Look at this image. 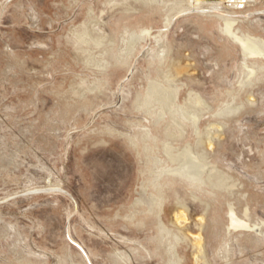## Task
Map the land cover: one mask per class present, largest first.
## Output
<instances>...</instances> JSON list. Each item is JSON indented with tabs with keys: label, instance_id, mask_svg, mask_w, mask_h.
Wrapping results in <instances>:
<instances>
[{
	"label": "rangeland",
	"instance_id": "1",
	"mask_svg": "<svg viewBox=\"0 0 264 264\" xmlns=\"http://www.w3.org/2000/svg\"><path fill=\"white\" fill-rule=\"evenodd\" d=\"M243 2L0 0V264H264V58L223 30L264 44ZM166 145L206 169L168 174Z\"/></svg>",
	"mask_w": 264,
	"mask_h": 264
},
{
	"label": "bare ground",
	"instance_id": "2",
	"mask_svg": "<svg viewBox=\"0 0 264 264\" xmlns=\"http://www.w3.org/2000/svg\"><path fill=\"white\" fill-rule=\"evenodd\" d=\"M244 0H226V2L230 5H238V4H241V3H244L243 2ZM190 5L192 6H196L197 4L195 3V0H190ZM189 5V6H190ZM213 7H218L217 5H212ZM183 9V8H182ZM181 9V10H182ZM184 10V9H183ZM218 10V9H217ZM179 11V10H178ZM181 13V12H180ZM220 15V14H219ZM224 19V32L225 34L229 35L232 37L233 40H235L240 48H241V51L243 53V55H255V56H262L264 58V44H261L260 41L258 40L257 37L255 36H251L249 34H240L236 29L232 28V25H233V22L234 20L233 19H230V18H223ZM162 31V30H161ZM143 32V31H142ZM140 32V33H142ZM146 34L149 33L148 30L144 31ZM133 36V35H132ZM131 36V37H132ZM131 39V38H130ZM136 40V39H135ZM135 40H132L127 43H129V46L132 45L133 41ZM127 41V40H126ZM134 44V43H133ZM128 47V46H127ZM132 48V47H131ZM253 69V68H252ZM250 70V69H249ZM251 71V70H250ZM249 71V72H250ZM254 71V70H253ZM248 72V74H249ZM252 72V71H251ZM156 83V82H155ZM160 83V82H159ZM162 84V83H161ZM168 86V85H167ZM152 85L149 87V91H152ZM155 88V87H154ZM165 88V87H164ZM170 88V87H169ZM168 88V89H169ZM158 89V88H157ZM163 89V88H162ZM161 89V90H162ZM159 90V89H158ZM166 90V89H165ZM170 90V89H169ZM168 91V90H167ZM171 92V90H170ZM162 93V92H161ZM166 93V92H164ZM162 95V94H161ZM167 95V94H166ZM164 95V96H166ZM163 96V97H164ZM170 96V95H168ZM167 97V96H166ZM165 97V98H166ZM163 99V98H162ZM167 99V98H166ZM163 102H165V100ZM199 100V98H198ZM195 101V100H194ZM191 102V101H190ZM199 105V104H198ZM160 107V106H159ZM235 108V107H234ZM191 109V108H190ZM159 111V110H158ZM192 114H191V119H192V122L195 124V127H196V122L198 120V116L197 114L193 113V111H191ZM174 118V117H173ZM189 118V117H188ZM197 128V127H196ZM197 130V129H195ZM189 147V146H188ZM186 148V147H185ZM169 146H165L164 147V153L165 155L167 156V158L173 162V161H178L177 164H176V168L174 169H167L166 172L168 174H172V173H177V174H182L184 176H188L190 177L193 173L194 174H197V173H200V172H203V170L206 169V165L202 162H199L197 160L196 157H194L190 151L189 148H186L184 149L182 152H178L176 155H172L169 151ZM196 156V155H195ZM202 156V155H201ZM180 157V160H178V158ZM200 157V156H199ZM156 160V159H155ZM189 162L191 163L192 166H190ZM209 166V165H208ZM160 174V173H159ZM174 175V174H173ZM176 175V174H175ZM212 176V175H211ZM206 177V176H205ZM206 179V178H205ZM197 181V180H196ZM151 182V181H150ZM150 200V199H149ZM152 201V200H151ZM150 203V202H149ZM153 204V203H152ZM150 205V204H149ZM181 213V212H180ZM179 213V214H180ZM182 217H183V221H184V214L182 213L181 214ZM230 225L233 227V228H237V227H248L247 224L237 220L235 217L232 216V213L230 215ZM196 240V243H198V241L200 242L199 240V237H196L195 238Z\"/></svg>",
	"mask_w": 264,
	"mask_h": 264
},
{
	"label": "water",
	"instance_id": "3",
	"mask_svg": "<svg viewBox=\"0 0 264 264\" xmlns=\"http://www.w3.org/2000/svg\"><path fill=\"white\" fill-rule=\"evenodd\" d=\"M76 246H77L79 249H81L80 246H78L77 244H76Z\"/></svg>",
	"mask_w": 264,
	"mask_h": 264
}]
</instances>
